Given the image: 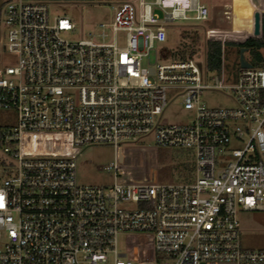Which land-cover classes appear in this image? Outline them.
<instances>
[{"label": "built area", "instance_id": "1", "mask_svg": "<svg viewBox=\"0 0 264 264\" xmlns=\"http://www.w3.org/2000/svg\"><path fill=\"white\" fill-rule=\"evenodd\" d=\"M48 2L2 8L0 48L17 61L0 68V109L15 115L0 126V264H264V248L242 245L238 220L264 210V59L253 65L246 50L251 66L232 53L229 63L219 38L260 36L254 14L264 8L247 0L249 23L235 26L234 3L223 5L231 28L203 31L221 44L210 70L204 54L165 46L141 62L166 26L203 25V0H123L98 24L100 40L64 37L74 23ZM210 90L229 92L232 105L209 106ZM173 97L185 121L161 119ZM101 143L113 148L112 184L78 183V152ZM157 147L191 152L194 179L160 182Z\"/></svg>", "mask_w": 264, "mask_h": 264}, {"label": "rangeland", "instance_id": "2", "mask_svg": "<svg viewBox=\"0 0 264 264\" xmlns=\"http://www.w3.org/2000/svg\"><path fill=\"white\" fill-rule=\"evenodd\" d=\"M5 0H0V8ZM50 15H66L74 23L72 31L64 33V37L77 40L81 38H93L100 40L97 33L101 22H110L113 18L115 7L123 0H48ZM137 1V0H129ZM153 3L154 0H144ZM231 0H203L209 9V19L203 25H184L174 23L165 27L166 38L162 43H156L157 52L151 50L148 57L142 59V65L154 64L160 57V48L167 49L172 55L190 52L191 54H204L206 38L203 31L208 28L218 27L221 30L231 28L230 23L220 12L222 3ZM234 25H244L240 21ZM221 35V34H219ZM223 35V34H222ZM225 35V34H224ZM224 39L227 60L231 61L230 53L237 56L239 47L235 43L239 40ZM8 42L7 27L2 21L0 12V47ZM0 48V68L3 65H15L17 56L15 53ZM263 51V49H260ZM229 56V57H228ZM248 58V53H245ZM230 63V62H229ZM215 72L208 71L209 75ZM173 93L168 95L169 99ZM178 98L173 97L164 109L161 119L166 122H181L189 118L190 112L182 109ZM203 100L209 106L232 105L229 92L222 90H210L203 95ZM14 112L0 109V126L14 122ZM143 143H153L152 139H141ZM155 153V152H154ZM155 157L157 164V178L160 182H190L194 179V157L191 152L171 147H157ZM113 160V148L111 144H87L77 154L75 176L80 184L110 185L113 182L111 171L106 166ZM188 161V164L186 162ZM240 223L242 245L251 248H264V210L262 211H240L238 213Z\"/></svg>", "mask_w": 264, "mask_h": 264}, {"label": "trees", "instance_id": "3", "mask_svg": "<svg viewBox=\"0 0 264 264\" xmlns=\"http://www.w3.org/2000/svg\"><path fill=\"white\" fill-rule=\"evenodd\" d=\"M7 0L4 1V3ZM39 1H48V0H39ZM58 1V0H55ZM3 3V5H4ZM2 7L0 8V12L2 11ZM237 20L235 19V22ZM238 44V47H244L248 51L251 56L253 65L260 63L264 56L260 49H264V11L261 13V33L258 37H249L242 41L235 42ZM220 48L221 44L219 41L207 40L205 41V53L204 58L207 64V67L210 70H218L220 66ZM187 53V52H185ZM185 53H179L180 56H185ZM182 54V55H181ZM178 149V148H176ZM187 151V150H185ZM189 153V151H187ZM188 164V161L186 162Z\"/></svg>", "mask_w": 264, "mask_h": 264}, {"label": "crops", "instance_id": "4", "mask_svg": "<svg viewBox=\"0 0 264 264\" xmlns=\"http://www.w3.org/2000/svg\"><path fill=\"white\" fill-rule=\"evenodd\" d=\"M231 2L234 3L235 19L240 21L243 24H246L247 22L249 23V16H250L252 10H251V6L247 2V0H231L229 3H231ZM224 4H228V3H222L221 9H223ZM262 8H264V7H262Z\"/></svg>", "mask_w": 264, "mask_h": 264}, {"label": "water", "instance_id": "5", "mask_svg": "<svg viewBox=\"0 0 264 264\" xmlns=\"http://www.w3.org/2000/svg\"><path fill=\"white\" fill-rule=\"evenodd\" d=\"M252 1L259 8L264 7V0H252ZM259 30H260V15L258 12H255V14H254V34L255 35L259 34ZM242 40L243 39H239V41H242ZM245 52H246V48H244V47L239 48L240 65L243 67H249L251 65L244 57Z\"/></svg>", "mask_w": 264, "mask_h": 264}]
</instances>
